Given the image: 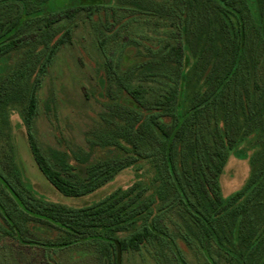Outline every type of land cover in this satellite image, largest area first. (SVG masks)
Segmentation results:
<instances>
[{"label":"trees","instance_id":"obj_1","mask_svg":"<svg viewBox=\"0 0 264 264\" xmlns=\"http://www.w3.org/2000/svg\"><path fill=\"white\" fill-rule=\"evenodd\" d=\"M3 1L0 55L33 46L31 60H38L39 69L20 63L8 82H0V103L25 104L28 144L42 175L60 194L79 197L146 160L153 191L133 182L90 205L49 202L22 182L5 153L0 155V235L47 250L97 243L103 245L100 255L120 264L121 255L139 250L170 214L179 227L182 221L190 243L195 240L209 259L213 253L209 264H264V75L258 59L264 50L259 27L264 0H65L70 4L60 7L54 0ZM138 15L152 18L146 29L135 35L127 26L119 30ZM78 19L90 24L107 81L120 92L109 106L115 128L95 137L109 147L103 156L87 163L59 154L51 161L33 138L30 122L41 78ZM106 42L112 43L108 49ZM129 48L139 54L133 53L136 63L127 67L122 62ZM190 54L188 72L199 78L200 90L186 106ZM32 72L34 85L13 84ZM244 140L256 145L250 176L223 199L219 176L229 152Z\"/></svg>","mask_w":264,"mask_h":264},{"label":"rangeland","instance_id":"obj_2","mask_svg":"<svg viewBox=\"0 0 264 264\" xmlns=\"http://www.w3.org/2000/svg\"><path fill=\"white\" fill-rule=\"evenodd\" d=\"M54 4L60 7L67 6L70 2L54 0ZM251 12L257 13L255 8ZM149 19L152 18L138 15L137 19L123 23L119 30L123 31L127 26L135 35L141 32L143 26L146 25L145 29L147 28ZM259 27L264 32V18L260 20ZM108 36L105 35L106 40ZM96 42L90 24L78 19L71 39L60 46L41 78L29 128L33 138L51 161H54L55 156L65 154L66 158L72 157L79 161L86 159L88 163L103 156L109 148L96 141L95 137L111 133L115 128V119H112L109 113V106L119 101L120 92L107 81L103 55L99 52L100 47L97 49ZM110 44L112 43L106 42L105 47L108 49ZM32 50L33 46H20L7 49L1 54L0 82L9 79L20 63L22 66L26 62L32 63L31 68L38 70V60L34 64L31 60ZM137 51L132 52L129 48L126 51L127 59L122 63L127 67L134 65V54L138 53ZM260 52L262 54L258 57L261 61L259 74L263 76L264 72L261 70L264 69V58L262 61L261 55L264 57V50ZM193 61L190 54L186 72L191 68ZM33 78L32 72L29 73V79L19 78L13 84L21 87L32 86ZM199 90V78L188 72L183 88V105L187 106ZM24 105L23 101L15 99L3 100L0 103V155L7 153L12 156L13 169L19 174L22 182L32 188L36 196L65 206L80 207L98 202L117 189H126L133 182L142 186L149 184L148 193L152 194L151 171L146 160L122 169L110 181L86 195L71 197L60 194L42 175L32 158L24 119ZM255 147L252 142L244 140L229 152L219 176L220 195L223 199L229 198L244 186L250 176L249 158ZM157 205L158 201L155 206ZM153 208L154 206L151 207V212H154ZM188 218L189 215L185 214V220ZM162 226L164 227L159 230L151 229L153 237L139 250L124 252L120 264H209L210 260L215 258L213 253H210L209 259L205 254L206 250L199 249L195 240L190 243L189 235L182 230L184 224L181 221L179 227L178 218L175 216L169 214L167 223L164 222ZM95 245L87 242L58 250H47L34 245H20L13 239L0 235V264H110L109 256L99 253L103 245Z\"/></svg>","mask_w":264,"mask_h":264}]
</instances>
